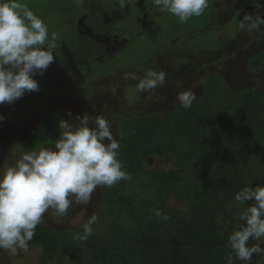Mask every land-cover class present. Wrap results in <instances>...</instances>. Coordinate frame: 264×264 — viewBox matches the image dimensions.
<instances>
[{
	"label": "rangeland",
	"instance_id": "374dc122",
	"mask_svg": "<svg viewBox=\"0 0 264 264\" xmlns=\"http://www.w3.org/2000/svg\"><path fill=\"white\" fill-rule=\"evenodd\" d=\"M19 2L42 19L50 36L53 33L56 35L57 47L54 62L43 75L35 77L39 91L26 93L12 104H0V116H3L0 120V166L14 163L25 150L41 148L34 142L32 133L41 126V119L45 115L53 117L54 122L69 119V112L73 120L85 113L103 115L109 120L115 138L120 141L119 125L122 121L119 113L125 112L129 122L151 117L167 119L169 110L178 102L177 92L182 90L191 89L196 94V100L204 101L212 109L221 110L236 100L244 88L264 93V69L255 72L251 69L253 60H249L264 47V37L240 28L244 13H264V8H256L253 0H208V7L200 17L180 23L177 17L169 13L161 18L159 25L154 24L157 18H152L148 23L152 26L146 27L144 21L149 12L167 13L156 9L152 0H129L123 10H118L117 0ZM260 3L264 5V0H260ZM96 16L99 17L94 20ZM78 24L81 31L75 30ZM163 24L167 28H162ZM85 25H94L96 30L86 29ZM172 41L179 44L175 49L167 46ZM165 45L166 50L161 49L156 53L158 60L154 58L150 61L153 49ZM181 45L185 47L181 48ZM257 55L263 56L261 53ZM157 62L161 64L159 71L166 73V83L162 87L140 92L137 90L138 79H125L127 71L128 74L135 71L137 78H142L147 70L158 69ZM223 79L227 85L222 84L219 93L216 90L215 95L211 96L203 92L206 82ZM117 85V91L113 94L112 88ZM21 101L30 104L35 101L39 106L38 113L29 117L25 113L14 114ZM217 159L210 164L208 184H213L219 193H222L220 181L224 182L225 190L232 193L245 186L264 184V149L242 157L237 163L234 152L224 146ZM149 160L148 170H172L180 165H197L195 160L188 163L170 155L164 158L154 156ZM140 179L131 177L112 187H98L87 205L73 206L64 217L49 210L43 222L58 231L74 233L95 214L98 222L93 226L94 234H105L113 217L110 210L104 207L105 195L109 190L130 192L131 196L140 200L148 213L160 207L163 201L167 209L187 210L191 196L199 189L189 180L180 184L179 188H169L159 195L149 181ZM231 180L235 183L231 184ZM228 196L231 199L223 202L227 209L217 210V219L223 225L228 224L230 217L235 220L233 232L240 223L235 213L242 207L231 194ZM247 203L251 204L252 201ZM257 243L264 248V238L261 241L250 239L249 246ZM2 259L8 264H60L57 259L42 261V251L37 246H28L27 250L18 249L15 255L4 251ZM233 264L243 262L236 259ZM250 264H264V254H253Z\"/></svg>",
	"mask_w": 264,
	"mask_h": 264
},
{
	"label": "trees",
	"instance_id": "16d2710c",
	"mask_svg": "<svg viewBox=\"0 0 264 264\" xmlns=\"http://www.w3.org/2000/svg\"><path fill=\"white\" fill-rule=\"evenodd\" d=\"M168 14L155 12L150 21L157 18L154 24L159 25L161 18ZM162 26L167 28L165 24ZM166 45L155 47L149 60L157 59L156 53L166 50ZM176 45L179 44L172 41L167 46L175 49ZM259 53L263 56L259 57ZM254 55L256 57L252 58ZM250 59L253 60L251 69L255 72L264 69V47ZM157 64L158 69L154 70L159 71L161 64ZM224 82V79L206 82L203 92L215 95L216 90L218 93L222 91ZM38 108L35 101L32 104L21 101L14 114L25 113L29 117L38 113ZM262 114L264 93L249 88L242 89L238 98L222 110L212 109L204 101L195 100L190 109L176 102L167 119L151 117L129 122L125 112L119 113L122 122L119 125L118 159L123 169L131 177L149 181L159 195L190 180L199 189L191 196L189 208L184 211L167 209L163 201L160 207L155 208L161 213L156 216L152 210L147 213L140 200L130 192L112 189L106 192L104 201V207L113 214L107 233L93 234L86 241H80L73 238L72 232L58 231L42 222L35 229L28 246L41 249L42 261L57 259L60 264H227L226 257L231 252L227 240L235 220L230 217L228 224H220L217 210L226 211L223 202L231 199L230 194L233 198L237 191L225 190L222 181L219 182L222 193L216 191L213 184L209 185L210 164L218 158L224 146L234 152L237 163L242 157L263 150ZM41 122V126L32 133L34 142L39 147L54 144L62 131L59 122L46 115ZM169 155L188 163L195 160L197 165L148 170L150 157ZM230 183L235 182L231 180ZM165 215L167 219H164ZM3 253L4 250H0V264H8L2 259ZM232 255L235 261V254Z\"/></svg>",
	"mask_w": 264,
	"mask_h": 264
},
{
	"label": "clouds",
	"instance_id": "9594fccd",
	"mask_svg": "<svg viewBox=\"0 0 264 264\" xmlns=\"http://www.w3.org/2000/svg\"><path fill=\"white\" fill-rule=\"evenodd\" d=\"M117 2L118 10H123L129 0ZM152 4L186 23L204 13L208 0H152ZM253 4L264 8L260 0H253ZM240 28L264 36V13H244ZM55 41L56 35H49L47 25L27 5L19 0H0V104H12L26 93L39 91L35 77L43 75L54 62ZM129 78L138 79L140 92L166 83L163 70L149 69L142 78L135 73L125 76ZM117 88L113 86V94ZM176 99L190 109L196 94L186 89L177 92ZM68 116L59 121L62 131L51 147L25 150L14 163L0 166V250L13 255L18 249L27 250L49 210L57 216H67L73 206L87 205L98 187H112L131 179L118 159L120 143L109 120L100 114L85 113L75 120L71 112ZM234 199L242 210L235 213L240 221L238 228L228 236L231 252L226 257L227 264H233L232 253L243 264H250L253 254H264L259 243L249 246L250 239L264 238V184L245 186ZM153 212L161 215L158 209ZM97 222L98 216L93 214L73 233V238L86 241L94 234Z\"/></svg>",
	"mask_w": 264,
	"mask_h": 264
},
{
	"label": "flooded vegetation",
	"instance_id": "af4514ba",
	"mask_svg": "<svg viewBox=\"0 0 264 264\" xmlns=\"http://www.w3.org/2000/svg\"><path fill=\"white\" fill-rule=\"evenodd\" d=\"M94 9H95V11H97L96 8H94ZM154 13H155V12H151V13L149 12V14L147 15V17L145 18L146 20H145L144 22H146V23H144V24H145L144 27L148 26V23H149V21H150L149 18H150L151 16H153ZM145 16H146V15H145ZM98 17H99V16L93 17V19H94V20H97ZM143 17H144V16H143ZM84 27H85L86 29H92V30H94V31L96 30L94 25H88V26L85 25ZM76 29H77L78 31H81V29L79 28V24H78V26L75 28V30H76ZM86 34H87V33H86ZM97 34H99V33H97ZM86 37H87V36H86ZM80 38H81V37H80ZM80 38H78V39H80ZM125 46H126V45H125ZM125 46H124V47H125ZM120 50H122V49H120Z\"/></svg>",
	"mask_w": 264,
	"mask_h": 264
},
{
	"label": "water",
	"instance_id": "95a60500",
	"mask_svg": "<svg viewBox=\"0 0 264 264\" xmlns=\"http://www.w3.org/2000/svg\"><path fill=\"white\" fill-rule=\"evenodd\" d=\"M151 160H149V162H150Z\"/></svg>",
	"mask_w": 264,
	"mask_h": 264
}]
</instances>
